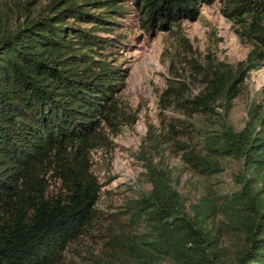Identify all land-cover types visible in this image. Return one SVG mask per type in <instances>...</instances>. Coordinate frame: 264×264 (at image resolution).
<instances>
[{
    "label": "trees",
    "instance_id": "1",
    "mask_svg": "<svg viewBox=\"0 0 264 264\" xmlns=\"http://www.w3.org/2000/svg\"><path fill=\"white\" fill-rule=\"evenodd\" d=\"M118 1L54 0L11 25L0 18V264H264V104L250 103L240 131L212 121L264 68V0L230 1L251 45L243 61L218 64L197 94L184 82L161 95L165 108L185 115L171 127L186 139H175L185 164L212 180L237 160L239 190H208L188 205L172 171L151 159V190L107 212L94 153L127 75L108 61L113 40L71 21L117 26L126 14ZM129 1L150 34L196 22L215 2ZM87 5L103 11L91 15ZM73 250L81 260L69 259Z\"/></svg>",
    "mask_w": 264,
    "mask_h": 264
},
{
    "label": "rangeland",
    "instance_id": "2",
    "mask_svg": "<svg viewBox=\"0 0 264 264\" xmlns=\"http://www.w3.org/2000/svg\"><path fill=\"white\" fill-rule=\"evenodd\" d=\"M53 1L0 0V18L4 25H11L26 15L46 13ZM230 1L215 0L204 5L198 21H183L170 32L163 33H148L129 0L117 3L126 13L116 20L117 26L71 21L84 29L98 27L94 28L93 35L113 40L116 47L108 61L112 66H120L127 75L125 88L117 96L113 124L105 126L106 143L94 153V172L104 185L99 205L103 211L115 210L128 199L138 198L151 190L145 176V165L151 159L172 171L175 187L186 196L188 205L208 190L221 193L239 190L235 184L240 169L237 160H226L223 172L212 180L191 171L175 144V139L182 143L186 139L171 132V127H177L185 115L175 108H165L161 102V95L168 85L182 86L186 82L197 94L206 76L218 64H237L246 58L251 45L241 36L242 25L238 18L229 13ZM62 7L64 3L58 6ZM84 10L91 15L103 11L91 5L85 6ZM106 28L112 32L103 30ZM252 101L264 104V68L249 75L244 93L229 113L222 108L216 109L213 124L224 120L240 131ZM199 120L203 125L202 119ZM74 253V250L70 252L69 259L81 260Z\"/></svg>",
    "mask_w": 264,
    "mask_h": 264
}]
</instances>
